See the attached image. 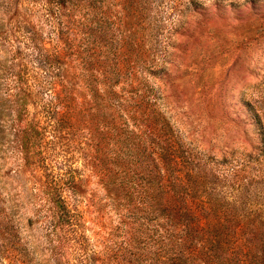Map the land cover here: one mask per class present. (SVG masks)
Wrapping results in <instances>:
<instances>
[{
	"label": "rangeland",
	"instance_id": "rangeland-1",
	"mask_svg": "<svg viewBox=\"0 0 264 264\" xmlns=\"http://www.w3.org/2000/svg\"><path fill=\"white\" fill-rule=\"evenodd\" d=\"M160 147L178 164L164 168ZM155 165L201 214L172 231L195 228L200 264H264V0H0V264L81 262L79 245L52 254L36 216L49 170L81 179L66 195L87 264L120 262L135 237L147 264L171 231L132 208L148 206Z\"/></svg>",
	"mask_w": 264,
	"mask_h": 264
},
{
	"label": "trees",
	"instance_id": "trees-1",
	"mask_svg": "<svg viewBox=\"0 0 264 264\" xmlns=\"http://www.w3.org/2000/svg\"><path fill=\"white\" fill-rule=\"evenodd\" d=\"M48 1L54 2L56 5H65L67 2V0ZM88 88L90 89V87ZM17 89L20 90L21 94H19L22 95V97L21 101L19 97L16 98V104L19 105V109L16 115L17 123L13 130V135L15 137V141L18 142V146L21 149L20 152L24 156H27L30 150V138L35 136L34 133L37 132V129L36 127L34 128L28 124V122L25 124L21 123L23 115L22 110H24L26 106L24 99L26 97H30V92L22 86L17 87ZM93 92L98 94L96 88ZM15 97L16 95L14 98ZM159 150L161 152V156H158V158L160 163L165 166L164 168H166V166L178 164L174 157L167 156L162 152V150L166 151L167 148L163 149V147H160ZM158 167L160 171L162 170V167L155 165V168H157L154 172L156 173V178L158 176ZM43 178L44 180L40 189L41 197H38L39 202L37 205L38 208H36V216L39 217L40 225L45 230V236L50 244L52 254L58 258L61 256L64 258V248L79 245L85 250L84 253L82 252L81 257H79V259H81L79 264H87L88 259H92V256H90V252L87 253L88 247H86L85 244V241H87L85 221L82 212L76 205L69 201L68 196L66 195V191L74 196L82 192L80 184L81 179H76L72 172L55 173L53 170L51 172L49 170ZM177 180H179V177L178 174L175 173L170 178L172 187L166 191L163 190L160 183L161 180H159V178L154 179L153 174L151 173L150 182L152 184L150 183V188L148 190V206L146 207V205H141V207H132L135 212H143V214H152L153 212L154 215L157 214L158 217L161 214L163 217L165 216L167 218V221L170 222L171 231L156 240V250H150V254L146 257L148 259L147 264H200L201 259L198 257V254H195L197 252L195 248L196 246L194 245L192 248L186 244V242H188L192 245V243L196 240L195 228L190 227V224L185 226V232L188 233L186 238L185 236L184 238H181L177 233L172 232L178 224L179 217L182 218V216H190L191 219L197 218L198 221L201 215L198 213L197 209L178 203L180 199L184 202L186 194L189 196V193H185L179 188H176L177 185H179V183L176 184ZM154 182L155 186L153 185ZM202 208L203 207L200 206L201 211L203 210ZM206 217H211V215L209 216V212H207ZM208 240V254H212L214 252L213 246H215V243L209 238L207 239V242ZM139 244H141V241L135 237L132 243L134 250L131 251L132 249L129 246L125 247L129 254L126 257L122 255L120 262H114L113 264H140L139 261L144 256H141V252L138 250Z\"/></svg>",
	"mask_w": 264,
	"mask_h": 264
}]
</instances>
